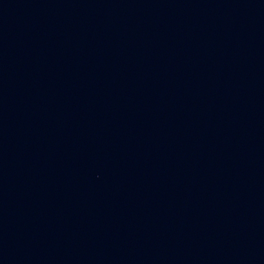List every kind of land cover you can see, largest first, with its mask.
Wrapping results in <instances>:
<instances>
[{
	"label": "water",
	"instance_id": "obj_1",
	"mask_svg": "<svg viewBox=\"0 0 264 264\" xmlns=\"http://www.w3.org/2000/svg\"><path fill=\"white\" fill-rule=\"evenodd\" d=\"M0 264H264V0H0Z\"/></svg>",
	"mask_w": 264,
	"mask_h": 264
}]
</instances>
